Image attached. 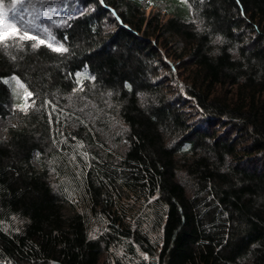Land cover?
Masks as SVG:
<instances>
[{
  "label": "trees",
  "instance_id": "16d2710c",
  "mask_svg": "<svg viewBox=\"0 0 264 264\" xmlns=\"http://www.w3.org/2000/svg\"><path fill=\"white\" fill-rule=\"evenodd\" d=\"M71 1L0 44V264H264V0Z\"/></svg>",
  "mask_w": 264,
  "mask_h": 264
},
{
  "label": "rangeland",
  "instance_id": "374dc122",
  "mask_svg": "<svg viewBox=\"0 0 264 264\" xmlns=\"http://www.w3.org/2000/svg\"><path fill=\"white\" fill-rule=\"evenodd\" d=\"M141 2L144 6L148 2H151L156 8L162 11H166L168 6L164 0H141ZM77 7V4L71 0H0V13H2V9H5V11H11L17 27L21 29L19 35L24 34V29H27L31 35L40 39H47L48 35L51 34L53 39L50 42L56 45H61L54 37L53 33L58 18L61 15L72 14L75 12ZM105 28L110 29L111 27L108 23H106ZM167 62L169 63V61ZM173 74L175 75L174 82L177 84L176 88H178L181 86L180 78H178L177 73L174 70ZM11 124L12 122L10 118H0V138L3 137L7 126ZM113 126L114 122L112 121L110 129H112ZM117 129V127H114L112 130L117 132ZM111 144L112 142L109 141L108 146L112 147ZM50 179L52 187L55 190H59L62 195L58 185L62 180H59L57 174L55 175L54 173H51ZM108 253V257L113 264L116 263V258L119 260L120 264H148L149 261V258L139 251H136L134 254H130L125 249L120 247L118 248L112 246Z\"/></svg>",
  "mask_w": 264,
  "mask_h": 264
},
{
  "label": "snow or ice",
  "instance_id": "6c2138e0",
  "mask_svg": "<svg viewBox=\"0 0 264 264\" xmlns=\"http://www.w3.org/2000/svg\"><path fill=\"white\" fill-rule=\"evenodd\" d=\"M21 32V29L17 27L16 21L14 17H7L6 14L0 13V44H6L9 40H19V41H25V40H35L36 43L32 45V47H39L40 45H46L54 52H64L67 51L63 47V45H56L51 43L50 41L53 39L51 34L48 35L47 39H40L36 36L31 35L27 29L23 30V35H19ZM19 83V81H17ZM23 87V85H21ZM28 97L31 96V93H27Z\"/></svg>",
  "mask_w": 264,
  "mask_h": 264
}]
</instances>
